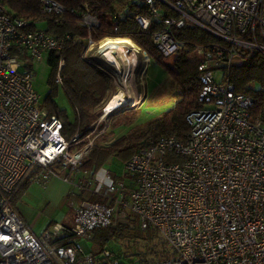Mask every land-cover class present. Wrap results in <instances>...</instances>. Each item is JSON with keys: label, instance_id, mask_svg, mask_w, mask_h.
<instances>
[{"label": "built area", "instance_id": "obj_1", "mask_svg": "<svg viewBox=\"0 0 264 264\" xmlns=\"http://www.w3.org/2000/svg\"><path fill=\"white\" fill-rule=\"evenodd\" d=\"M39 1L41 12L56 20L65 11L55 0ZM132 1L146 6V16L134 15L143 31L159 23L165 9L177 13L151 37L163 58L183 46L174 27L195 25L219 40L190 52L199 72L198 106L185 115L184 138L149 139L123 162L120 177L107 169L101 177L91 173L69 181L73 224L55 222L40 235L16 213L9 194L22 178L45 181L56 173L66 178L81 166L111 118L102 114L84 136L65 138L60 118L43 107L32 65L43 53L60 52L67 35L29 28L0 2V264H128L122 253L85 251L79 241L97 228L119 226L155 229L174 252L134 264H264V110L251 115V98L236 92L225 75L241 66L248 52L264 53V0ZM158 4L166 8L161 11ZM79 20L88 31L98 25L87 10ZM108 39L94 42L89 35L85 45L96 48L97 60L116 85L120 78L99 53ZM61 67L60 61L59 85ZM92 194L99 198L89 200ZM126 259L132 263L133 253Z\"/></svg>", "mask_w": 264, "mask_h": 264}, {"label": "trees", "instance_id": "obj_2", "mask_svg": "<svg viewBox=\"0 0 264 264\" xmlns=\"http://www.w3.org/2000/svg\"><path fill=\"white\" fill-rule=\"evenodd\" d=\"M55 1L65 8L58 20L41 12L39 0H0L10 16L26 19L29 22V28L42 23L49 34L62 37L67 35L60 52L51 51L47 54L49 75L46 83L49 91L42 103L49 115L60 118L65 138H70L74 134H80L82 137L92 130L98 117L97 109L102 107L113 89V78L107 70L102 68V64L89 55H82L89 35L94 42L106 37L131 40L150 57L149 61L152 63L150 68L155 74L149 80L153 90L151 94L159 95L154 93L155 84L159 78L164 77L162 80H168L170 91L179 97L174 105L169 108L159 107L156 115H150L141 125L129 129L111 143L95 142L81 165L84 168L96 169L109 159L125 161L132 152L146 146L149 139H155L161 135L184 138L188 131L185 115L197 108V97L200 91L197 61L191 58L190 52L196 45H206L219 40L195 25L174 27L173 36L177 41L182 42L183 46L166 61L152 43L151 37L155 31L163 28L169 17H178L173 10L165 9L160 22L152 23L146 31H143L139 28L134 15L137 13L147 15L144 4L135 3L132 0ZM85 10L98 20V25L90 31L79 23V17ZM60 61L62 62V83L59 85L55 81V74ZM26 67H31L30 62H26ZM225 75L236 92L245 93L251 98L250 114L259 115L264 110V53L248 52L243 64L226 69ZM59 87L64 91L73 109V120L68 118L65 109L60 108L54 100ZM146 112L147 110L139 107L132 111L116 113L109 122L107 133L104 132V140L111 139L118 127L145 117ZM83 142L81 141V144ZM28 183L27 178H22L18 182L9 194L11 204L20 198ZM124 228L126 227L97 228L94 230V238L96 237L101 245L109 238L122 240L126 237L123 233ZM138 250L135 254L139 263L174 256L170 246L155 229L145 230V235L138 244Z\"/></svg>", "mask_w": 264, "mask_h": 264}, {"label": "rangeland", "instance_id": "obj_3", "mask_svg": "<svg viewBox=\"0 0 264 264\" xmlns=\"http://www.w3.org/2000/svg\"><path fill=\"white\" fill-rule=\"evenodd\" d=\"M158 8L161 11H163L166 7L162 4H158ZM132 44L134 46L132 45L131 47L130 45L129 46L127 45L128 48L126 47L127 49H125V54L129 58V60H127V63L123 64L122 69H121L122 73L125 74V76L127 75L126 77L129 83L127 85V88L129 89V93L127 95L128 98H127L126 103L116 108L114 111L110 112L108 117L112 118L116 115V113L132 111L139 107H141L143 110H147V112L144 115L145 117H140L139 119H136L134 122L128 125H123L115 129L116 133L111 139L104 140L105 134L102 133L95 139L94 143L95 142H100L102 144L111 143L114 139L125 134L129 129L141 125L144 121H146L147 117H150V115H154L155 113H157L156 111L159 107L169 108L172 105H174L175 102L178 101L179 99L177 94L172 93L170 91L171 88L168 84V80L167 79L162 80L164 77L159 78L155 84L157 88L155 87L156 92L154 90V93H157L159 95L155 96L153 93L151 94L153 90L150 87L149 80L153 78L155 74L152 73V68H150L151 67L150 64H152L151 61H149L150 57H149V60H147V55H145L144 53L141 54L133 42ZM95 49H96L95 47L88 48L85 45L82 55L84 54L87 56L89 55L90 57L97 60L98 58L96 56ZM170 56L164 59L168 61ZM141 60L145 61V63H142ZM107 67L111 69L113 68L117 76L121 78L120 72L116 70L114 66L109 67V65H107ZM48 72H49L48 68L44 67L41 70L37 71V74L35 75V79H34V86L37 92L42 94L41 95L42 101L44 100L46 96L44 94L45 93L44 91L47 88L46 79L48 76ZM219 77H220V70L217 71V79H219ZM121 85H122L121 79L119 80V82L117 81L116 85L113 84V89L110 91L107 99L111 98L110 96L113 95L115 91L121 87ZM54 100L60 108L65 109L68 118L70 120H73V116H74L73 109L71 105L69 104L66 98V95L61 87L58 88L57 93L54 96ZM140 104L142 105L140 106ZM97 113H98L97 119L101 118L103 114L101 108L97 109ZM107 131L108 129L106 130V133ZM123 162L124 161H121L119 159H111L109 162V166L112 168L111 171L114 172L117 176H121L122 174ZM67 194H68V191L64 198L65 205H66L65 211L74 207V203L70 202V200L67 198ZM89 200L92 201L94 199L91 198ZM123 233H125L126 235L125 239L121 240V239H116V238H109V240L106 241L102 245L98 242L96 237L94 238V231L91 233L92 237L90 236L82 237V238H79V241L85 251L100 252L102 248H106V249H109L111 251L118 253V255L122 253L123 261L127 262L128 264L139 263L136 259L135 253L139 251L138 244L141 243L142 236L145 235V230L141 231L138 228H134V229L124 228ZM130 253L131 254L133 253L132 263L128 262V260L126 259L127 256L130 255Z\"/></svg>", "mask_w": 264, "mask_h": 264}, {"label": "crops", "instance_id": "obj_4", "mask_svg": "<svg viewBox=\"0 0 264 264\" xmlns=\"http://www.w3.org/2000/svg\"><path fill=\"white\" fill-rule=\"evenodd\" d=\"M44 24L38 23L37 26L44 29ZM48 53H43L41 59L36 61L32 68L35 75L38 70L47 66L46 59ZM49 75V72H48ZM48 78V76H47ZM47 81V79H46ZM47 85V84H46ZM36 89V88H35ZM37 91V90H36ZM49 91L47 86L45 95ZM40 96L42 94L38 93ZM142 104H140L141 106ZM103 113V112H102ZM106 161L98 168H84L82 165L70 171L66 178L60 174H52L45 181H29L28 186L23 190L20 198L12 206L16 213L24 220L29 230L35 235H40L51 224L60 222L63 225L71 226L73 224V208L65 211V195L69 190V181L84 179L95 173L101 177L105 170H111L109 162ZM120 177V176H118ZM86 195V194H85ZM98 199L95 194L88 196V199Z\"/></svg>", "mask_w": 264, "mask_h": 264}, {"label": "bare ground", "instance_id": "obj_5", "mask_svg": "<svg viewBox=\"0 0 264 264\" xmlns=\"http://www.w3.org/2000/svg\"><path fill=\"white\" fill-rule=\"evenodd\" d=\"M103 48L99 50L100 56L106 61L111 63L116 70L120 72L122 85L119 89L111 95L108 101L104 105L103 115H107L110 112L114 111L116 108L120 107L127 101V95L129 89L127 88L128 79L127 75L122 73L121 69L124 63H127L129 58L125 54V49L127 45L132 47V42L126 38H113L108 39L103 43ZM134 46V45H133ZM127 47V48H126Z\"/></svg>", "mask_w": 264, "mask_h": 264}]
</instances>
